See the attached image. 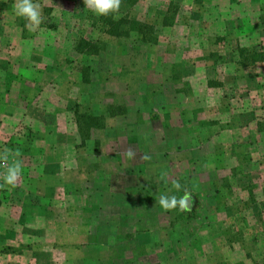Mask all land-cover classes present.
<instances>
[{
  "label": "rangeland",
  "instance_id": "374dc122",
  "mask_svg": "<svg viewBox=\"0 0 264 264\" xmlns=\"http://www.w3.org/2000/svg\"><path fill=\"white\" fill-rule=\"evenodd\" d=\"M34 2L35 27L0 0V264H264V0H122L144 28L117 37ZM173 181L190 211L156 203Z\"/></svg>",
  "mask_w": 264,
  "mask_h": 264
},
{
  "label": "clouds",
  "instance_id": "9594fccd",
  "mask_svg": "<svg viewBox=\"0 0 264 264\" xmlns=\"http://www.w3.org/2000/svg\"><path fill=\"white\" fill-rule=\"evenodd\" d=\"M86 9L91 10L97 15L107 16L109 14L118 13L121 7L122 0H83ZM16 15L24 17L32 26H38L41 23L42 10L41 5L34 0H16L14 5ZM115 18V16H114ZM126 158H134L136 152L131 147L122 153ZM21 152L19 149H4L0 151V165H3L4 170L0 172V189L7 186L16 187L22 175L23 161L20 158ZM141 159L147 161L151 157L147 154L141 156ZM167 173L162 172L160 179L166 181ZM176 193H183L176 195ZM191 194L183 187L179 181H173L172 187L167 192L159 195L156 203L165 211L176 210L190 211L189 199Z\"/></svg>",
  "mask_w": 264,
  "mask_h": 264
},
{
  "label": "trees",
  "instance_id": "16d2710c",
  "mask_svg": "<svg viewBox=\"0 0 264 264\" xmlns=\"http://www.w3.org/2000/svg\"><path fill=\"white\" fill-rule=\"evenodd\" d=\"M115 14H109L107 16H103V21L106 25L109 26L110 30H109V33L113 36H124V35H127L126 33H129V31L131 30H138L140 31L141 29L144 28V26H137V24L135 22H132L130 23V29H124L123 28V25L121 26V23L120 22H115V18H114ZM89 47H91V45L89 43L86 44ZM96 48L95 46H93V48H91L88 53H96ZM240 53L242 55L246 54V61L253 63H264V51H248V50H245V49H241L240 50ZM111 112L112 115L115 114V112H113V109L112 107H109L108 108ZM82 119H84V122H85V129L88 127H97V124L99 122V119H96L94 117H86V116H83Z\"/></svg>",
  "mask_w": 264,
  "mask_h": 264
},
{
  "label": "water",
  "instance_id": "95a60500",
  "mask_svg": "<svg viewBox=\"0 0 264 264\" xmlns=\"http://www.w3.org/2000/svg\"><path fill=\"white\" fill-rule=\"evenodd\" d=\"M189 205H190V200H189Z\"/></svg>",
  "mask_w": 264,
  "mask_h": 264
}]
</instances>
